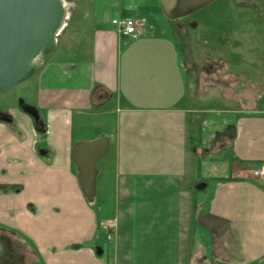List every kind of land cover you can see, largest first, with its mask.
<instances>
[{
    "label": "crops",
    "instance_id": "obj_1",
    "mask_svg": "<svg viewBox=\"0 0 264 264\" xmlns=\"http://www.w3.org/2000/svg\"><path fill=\"white\" fill-rule=\"evenodd\" d=\"M130 2L119 17L158 5ZM89 15L82 19L91 18L90 32L82 38L67 26L59 48L24 82L32 102L0 109L11 120H0V230L39 264H264V182L251 176L264 163L256 101L227 111L234 122L204 141L208 113L186 104L161 18L146 19L129 41L111 24L119 17ZM88 132L94 137H83ZM98 137L109 139L97 162L101 221L71 157L76 143ZM223 149L232 152L228 173L200 178L201 164Z\"/></svg>",
    "mask_w": 264,
    "mask_h": 264
},
{
    "label": "rangeland",
    "instance_id": "obj_2",
    "mask_svg": "<svg viewBox=\"0 0 264 264\" xmlns=\"http://www.w3.org/2000/svg\"><path fill=\"white\" fill-rule=\"evenodd\" d=\"M62 2L68 16L61 32L67 26L66 32L76 28L82 38L92 27L91 18L82 19L83 16L103 15L109 19L119 17L120 8L131 3L130 0H62ZM263 2L264 0H216L201 12L179 21H169L163 13L144 14L139 10L126 12L133 17L143 14L149 21L153 17L161 18L160 23H157L160 28L168 30L171 46H174L178 54L186 104L189 105L191 102L193 108L208 113L205 115L208 125L202 132L204 141L214 136V130L225 129L221 123L234 122L236 115L227 111L233 109L240 111L242 108L240 103L246 106L252 103L251 101H256L257 111L251 115H264ZM58 39L59 35L56 41ZM58 48L59 44L56 43L55 50ZM71 52L79 53L76 48ZM45 58L47 56L40 57L38 61H44ZM24 82L0 91V109L14 107L22 100L26 103L32 102L29 97L30 87L28 88ZM218 124L221 125L218 127ZM93 135L95 133L88 132L83 137L91 139ZM231 155V150L223 149L214 154L211 161L210 158L207 159L208 164H201L200 178L227 174L224 162H230ZM203 159L202 156L201 160ZM97 199L99 200L98 196ZM97 199L90 208L101 221L105 219L107 211L103 207L104 204Z\"/></svg>",
    "mask_w": 264,
    "mask_h": 264
},
{
    "label": "water",
    "instance_id": "obj_3",
    "mask_svg": "<svg viewBox=\"0 0 264 264\" xmlns=\"http://www.w3.org/2000/svg\"><path fill=\"white\" fill-rule=\"evenodd\" d=\"M215 1L157 0L169 21L191 17ZM67 16L62 0H0V91L28 80L40 66L38 58L54 52L56 37ZM22 110L38 122V112L34 108L23 106ZM0 120L10 122L3 115ZM108 150L106 137L81 141L72 148V161L88 202L93 201L96 194L97 162ZM203 188V184L196 187Z\"/></svg>",
    "mask_w": 264,
    "mask_h": 264
},
{
    "label": "built area",
    "instance_id": "obj_4",
    "mask_svg": "<svg viewBox=\"0 0 264 264\" xmlns=\"http://www.w3.org/2000/svg\"><path fill=\"white\" fill-rule=\"evenodd\" d=\"M147 20L143 16H120L117 19H112L111 24L117 29V33L121 38L135 41L140 37L141 31L145 27ZM251 176L254 180L264 182V163H261L251 170ZM100 226L105 230L111 228L110 225L100 223ZM110 239V234L107 235Z\"/></svg>",
    "mask_w": 264,
    "mask_h": 264
},
{
    "label": "flooded vegetation",
    "instance_id": "obj_5",
    "mask_svg": "<svg viewBox=\"0 0 264 264\" xmlns=\"http://www.w3.org/2000/svg\"><path fill=\"white\" fill-rule=\"evenodd\" d=\"M237 3L240 4L238 1ZM254 7L258 8L257 6ZM23 106L25 105H22V107ZM1 116L2 115H0V117ZM5 117L10 119L8 116ZM0 247V264H39V262L32 257L33 253H30L24 244L16 237L3 230H0Z\"/></svg>",
    "mask_w": 264,
    "mask_h": 264
},
{
    "label": "trees",
    "instance_id": "obj_6",
    "mask_svg": "<svg viewBox=\"0 0 264 264\" xmlns=\"http://www.w3.org/2000/svg\"><path fill=\"white\" fill-rule=\"evenodd\" d=\"M142 12L145 14V13H162V10H161V8L159 7V5H157L156 7H144V8H142ZM123 16H129V14L128 13H124L123 14ZM185 19H187V18H185ZM182 20H184V19H182ZM72 165H73V167H74V170L76 171V173H77V169H76V167H75V165H74V163H73V161H72ZM234 178H219V179H217V180H233ZM86 201H87V199H86ZM96 201V198L94 197V199H93V201H91V202H88V203H90V204H94V202Z\"/></svg>",
    "mask_w": 264,
    "mask_h": 264
},
{
    "label": "bare ground",
    "instance_id": "obj_7",
    "mask_svg": "<svg viewBox=\"0 0 264 264\" xmlns=\"http://www.w3.org/2000/svg\"><path fill=\"white\" fill-rule=\"evenodd\" d=\"M70 7V6H69ZM69 7H68V9H69ZM67 18V17H66ZM65 23V22H64ZM63 28V27H62ZM62 30V29H61Z\"/></svg>",
    "mask_w": 264,
    "mask_h": 264
}]
</instances>
